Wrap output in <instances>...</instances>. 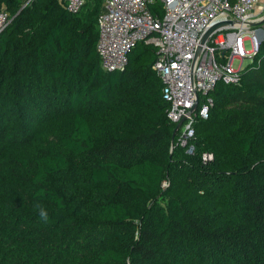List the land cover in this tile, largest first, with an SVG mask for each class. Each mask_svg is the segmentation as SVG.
Here are the masks:
<instances>
[{
  "label": "trees",
  "instance_id": "16d2710c",
  "mask_svg": "<svg viewBox=\"0 0 264 264\" xmlns=\"http://www.w3.org/2000/svg\"><path fill=\"white\" fill-rule=\"evenodd\" d=\"M25 1L0 0V264H264V39L199 95L189 153L154 44L105 71L102 0Z\"/></svg>",
  "mask_w": 264,
  "mask_h": 264
},
{
  "label": "built area",
  "instance_id": "2783aa9c",
  "mask_svg": "<svg viewBox=\"0 0 264 264\" xmlns=\"http://www.w3.org/2000/svg\"><path fill=\"white\" fill-rule=\"evenodd\" d=\"M31 0H26V5ZM79 12L88 0H60ZM259 0H102L97 16L96 50L105 71L122 70L128 53L138 41L156 46L153 69L159 76L167 116L183 120L177 143L193 151L194 117L206 116L207 107L190 113L199 95L212 91L220 81L234 84L246 59L252 61L264 39V4ZM158 5L160 10L155 7ZM0 8V31L9 22ZM248 42L249 49H245ZM234 62L238 66L234 67ZM210 101V100H209ZM204 159L211 154H204Z\"/></svg>",
  "mask_w": 264,
  "mask_h": 264
},
{
  "label": "clouds",
  "instance_id": "9594fccd",
  "mask_svg": "<svg viewBox=\"0 0 264 264\" xmlns=\"http://www.w3.org/2000/svg\"><path fill=\"white\" fill-rule=\"evenodd\" d=\"M37 207L39 208V217L40 219L44 222V223H47L48 220H49V214H48V211L43 208V207H40L39 205H37Z\"/></svg>",
  "mask_w": 264,
  "mask_h": 264
},
{
  "label": "water",
  "instance_id": "95a60500",
  "mask_svg": "<svg viewBox=\"0 0 264 264\" xmlns=\"http://www.w3.org/2000/svg\"><path fill=\"white\" fill-rule=\"evenodd\" d=\"M260 22H264V18L261 19ZM196 105H197V102H195L193 108H191V109L189 110L190 113H192V112L195 110ZM182 122H183V120H180L179 122L176 123L175 128H174V130H173V132H172V139H174V137H175V135H176L178 129L180 128Z\"/></svg>",
  "mask_w": 264,
  "mask_h": 264
},
{
  "label": "rangeland",
  "instance_id": "374dc122",
  "mask_svg": "<svg viewBox=\"0 0 264 264\" xmlns=\"http://www.w3.org/2000/svg\"><path fill=\"white\" fill-rule=\"evenodd\" d=\"M264 4V0H259V3L257 5V8L259 6H262ZM245 49L248 50L249 49V44L248 42L245 43ZM248 63H250V60L249 59H246L244 62H243V66H246ZM238 66V62H234V67H237Z\"/></svg>",
  "mask_w": 264,
  "mask_h": 264
}]
</instances>
